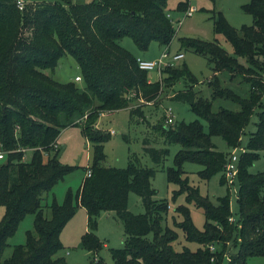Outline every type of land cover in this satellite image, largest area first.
Returning <instances> with one entry per match:
<instances>
[{
	"label": "trees",
	"instance_id": "1",
	"mask_svg": "<svg viewBox=\"0 0 264 264\" xmlns=\"http://www.w3.org/2000/svg\"><path fill=\"white\" fill-rule=\"evenodd\" d=\"M0 0V148L5 157L0 162V264H66L55 254L62 248L60 232L83 207L87 227L80 246L97 253L103 242L95 233L96 218L102 211H114L121 221L125 240L122 247L111 248L114 264H246L250 256L264 254V169L249 170L264 150V0H249L240 5L252 16L250 24L233 27L218 11L213 15V30L222 33L233 47L228 54L217 41L179 37L180 48L204 55L213 76L208 80L212 97L235 101L238 110L220 107L212 110L208 98L196 97L197 78L185 62L167 65L161 76L149 78L138 66L137 56L121 45L129 36L140 50L151 41L168 45L175 29L168 0ZM188 0H179L175 9L186 13ZM69 53L76 60L83 87L75 81H58L47 74L59 59ZM182 53V52H179ZM183 54V53H182ZM184 55V54H183ZM242 59V60H241ZM227 70L249 86L241 96L220 85L217 72ZM183 82V87L174 85ZM165 92L167 97L187 102L190 109L207 122L198 120L166 122L165 114L153 124L162 146L144 140V151L154 166H145L133 156L127 166H107L104 143L109 130L97 125L100 115L127 108L130 119L143 116V105L156 104ZM256 113L251 131L238 155L236 200L238 217L230 207L229 185L224 166L240 146L244 127ZM78 125L92 145L91 163L75 191L68 188L62 202L53 196L42 204L44 194L76 166L59 159L60 131ZM213 135H220L230 150L216 149ZM178 144L173 165L166 168L168 182L177 185L171 198L184 193L185 200L201 207L203 227H196L189 207L179 204L175 211L181 219L174 226L163 224L170 209L167 198H156L151 185L155 166L169 154V146ZM30 151V157H25ZM201 165L197 174L207 180L220 173L226 193L212 202L207 194L190 184L184 163ZM141 197L144 211L127 209L128 193ZM44 206L50 210L45 215ZM33 214V228L26 231L23 243L4 251L8 239L20 221ZM177 228L183 238L195 241V249H176ZM233 247V249H231ZM96 264H107L100 257Z\"/></svg>",
	"mask_w": 264,
	"mask_h": 264
},
{
	"label": "rangeland",
	"instance_id": "2",
	"mask_svg": "<svg viewBox=\"0 0 264 264\" xmlns=\"http://www.w3.org/2000/svg\"><path fill=\"white\" fill-rule=\"evenodd\" d=\"M179 0H168L167 7L169 9L174 25V35L168 45H160L157 41H151L145 50H140L133 42L131 37L124 36L120 43L122 46L130 50L134 54L147 60H158L161 54L166 51L167 55L161 58L162 63L181 64L185 62L192 73L197 78L193 89L196 92V97L208 98L212 102V110L217 111L220 107L238 110L239 105L223 97H212V89L208 84V80L212 78L213 71L208 63L206 56L198 54L191 49L180 48L179 37H196L200 39L217 41L224 50L234 55L233 47L222 33H216L213 30V15L221 11L227 21L236 28L242 24H250L252 16L249 13L242 11L240 5L249 0H188L189 5L196 7V10L191 14L182 13L175 9ZM182 52L184 55L178 60H173L174 54ZM242 60V59H241ZM164 68V67H163ZM47 74L58 81H75L80 87H83L81 79L76 80L75 75H80L78 64L74 57L69 53H65L58 61L54 69L46 68ZM149 78L156 79L161 76L158 70H150ZM220 85L228 87L241 96H247L249 86L246 82L240 81L239 76L230 77L227 70L218 71ZM183 82L180 81L174 85V89L182 88ZM156 104L143 105V116H135L130 119L127 108L115 110L113 112L102 114L99 116L97 125L101 129L111 130V137L104 143V152L106 157L103 163L107 166L125 167L133 156L137 157L142 165L154 166L150 156L144 151V140L148 138L150 145L161 147L162 139L159 133L153 127L160 121L164 114L170 110L173 122L177 121H192L198 119L207 129V122L204 118L198 116L190 109L187 102L176 100L162 94ZM257 120L256 113H253L249 122L244 127L240 146L231 149L237 155L242 151L249 133L255 129V121ZM58 145L60 146L59 159L62 163L76 166L72 171L67 173L63 179L59 180L50 192L44 194L42 204L51 201L54 196L57 202H62L65 192L68 188L75 191L85 173L86 167L91 163L92 145L82 135L78 125H69L63 128L58 136ZM212 141L216 149L221 151L230 150L225 141L220 135H213ZM169 154L165 157L162 163L155 166V175L151 178V185L156 189V198H167L170 203V209L163 219V224L174 226L175 221L181 219L179 212L175 211V207L179 204H186L189 207L190 215L194 225L198 228L203 227L204 213L201 207L195 206L192 202L188 203L185 200L184 193L171 198L172 191L177 188V185L167 181L166 168L173 165V155L179 148L178 144L169 146ZM31 152L27 151L25 157L28 159ZM2 161V160H1ZM0 161V162H1ZM186 171L190 184L197 186L201 194H207L212 202H216V198L226 193L227 185L219 181L220 173L211 176L209 179H201L197 171L201 165L193 162H186L183 165ZM264 169V150H261L253 164L249 166L252 172L261 171ZM229 185L230 192V207L233 212V217H238V203L236 200L237 183ZM127 209L132 213H142L144 207L141 197L135 192L130 191L127 198ZM4 207L0 205V216L3 213ZM46 216H49L50 210L44 206ZM87 214L83 207H77L75 213L66 222L60 232V240L62 248L55 254L63 256L66 264H96L91 260L101 258L107 264H114L110 254L111 248L122 247L125 240V232L121 221L116 217L114 211H102L96 218L95 233L103 242V246L97 253H92L80 246V237L87 227ZM33 214H27L18 224L15 233L8 239V246L4 251V256H8L12 246L23 243L26 239V231L33 228ZM178 237L173 245L176 249H181L186 246L190 249H195L197 243L188 241L183 238L181 229L177 228ZM233 249V247L231 248ZM222 264H227L226 258ZM246 264H264V254L250 256Z\"/></svg>",
	"mask_w": 264,
	"mask_h": 264
},
{
	"label": "built area",
	"instance_id": "3",
	"mask_svg": "<svg viewBox=\"0 0 264 264\" xmlns=\"http://www.w3.org/2000/svg\"><path fill=\"white\" fill-rule=\"evenodd\" d=\"M18 3V6L19 8H21V6L23 5V1L22 0H18L17 1ZM194 10L193 7H189V9L186 11L187 14H191V12ZM167 53L166 51H164L162 54H161V57L158 59V60H147V59H144L140 56H137L136 60L138 62V66L142 69H146L148 71L150 70H158L159 73H160V70L167 66V65H172V63H162L161 61V58L166 56ZM183 57V54L182 53H176L173 55L172 59L173 60H178L180 58ZM76 80H79L80 79V76H76L75 77ZM165 117H166V122L167 123H172L173 120H172V117H171V113H170V110H168L167 114H165ZM113 132V130H111V133ZM5 157V151L2 150L0 148V161L3 160ZM237 161H238V155L232 151L225 163V166H224V177L226 179V182L230 185H233L235 183V180H236V177H237V172H238V165H237ZM89 174V170L86 171V175Z\"/></svg>",
	"mask_w": 264,
	"mask_h": 264
},
{
	"label": "crops",
	"instance_id": "4",
	"mask_svg": "<svg viewBox=\"0 0 264 264\" xmlns=\"http://www.w3.org/2000/svg\"><path fill=\"white\" fill-rule=\"evenodd\" d=\"M190 7H193V8H194V10H193V11H195V10H196V7H195V6H193V5H190ZM193 11H192V12H193ZM135 55H136V56H139L138 54H135ZM76 76H78V74H76V75H75V77H76ZM100 116H102V115H100ZM85 172H86V171H85ZM84 176H85V173H84V175H83V177H82V179H81V181H80L79 185L81 184V182H82V180H83ZM79 185H78V186H79Z\"/></svg>",
	"mask_w": 264,
	"mask_h": 264
}]
</instances>
